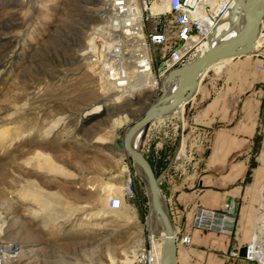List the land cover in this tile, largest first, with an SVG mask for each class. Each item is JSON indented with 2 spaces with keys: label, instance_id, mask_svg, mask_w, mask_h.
<instances>
[{
  "label": "rangeland",
  "instance_id": "obj_1",
  "mask_svg": "<svg viewBox=\"0 0 264 264\" xmlns=\"http://www.w3.org/2000/svg\"><path fill=\"white\" fill-rule=\"evenodd\" d=\"M106 1L0 0V241L19 249L11 258L0 249L7 264H123L147 236L145 185L118 141L161 85L133 93L105 82L86 50L102 39ZM153 76L160 80L157 64ZM177 142L145 133L141 149L157 173ZM48 156L65 173L52 172ZM130 179L135 194L123 209L102 204Z\"/></svg>",
  "mask_w": 264,
  "mask_h": 264
},
{
  "label": "crops",
  "instance_id": "obj_2",
  "mask_svg": "<svg viewBox=\"0 0 264 264\" xmlns=\"http://www.w3.org/2000/svg\"><path fill=\"white\" fill-rule=\"evenodd\" d=\"M156 121L148 136L182 139L162 181L175 223L189 225L198 206L239 218L232 235L193 230L192 243L178 246L177 264H225L256 230L264 233V20L251 52L205 69L194 94Z\"/></svg>",
  "mask_w": 264,
  "mask_h": 264
},
{
  "label": "built area",
  "instance_id": "obj_3",
  "mask_svg": "<svg viewBox=\"0 0 264 264\" xmlns=\"http://www.w3.org/2000/svg\"><path fill=\"white\" fill-rule=\"evenodd\" d=\"M111 6L114 23L130 17L132 22L139 16L138 23H129L134 34L141 31L151 50L150 62L157 64V72L166 78L173 70L186 66L196 60L204 46V42L214 35L223 18L232 19L233 10L238 0H107ZM108 6V5H107ZM137 6L134 13L133 7ZM103 18V17H102ZM137 37V36H136ZM136 37H132L137 39ZM162 48L160 56L157 49ZM208 50V49H207ZM159 87V86H158ZM162 89V85H161ZM132 179L123 195L112 192L107 200V207L121 210L124 197L134 196ZM239 218L235 210L215 209L198 206L194 211L189 225L176 223V241L178 246L192 243L193 230L217 232L232 235L238 228ZM160 236L153 235L149 230L143 247L139 248L123 264H155L159 261L163 243L158 247ZM164 242V239H163ZM246 255H239L240 247L231 251L225 264H236L244 260L250 264H264V233L254 232L245 244ZM0 264H7L0 255Z\"/></svg>",
  "mask_w": 264,
  "mask_h": 264
},
{
  "label": "water",
  "instance_id": "obj_4",
  "mask_svg": "<svg viewBox=\"0 0 264 264\" xmlns=\"http://www.w3.org/2000/svg\"><path fill=\"white\" fill-rule=\"evenodd\" d=\"M243 16L245 25L217 47L209 48L192 63L173 70L167 78L179 77L178 85L171 90L169 85H162L157 96L149 103L143 113L136 117L124 131L122 142L125 151L133 159L139 177L143 180L149 201L147 215L148 230L155 236L164 233L163 258L161 264L170 261L177 264L178 244L176 241L177 227L173 218L169 201L162 190V181L180 155L182 139L178 144L165 168L157 173L152 162L141 147H136L135 138L142 131L141 139L154 121L170 115L178 110L195 92L199 77L205 69L216 62L248 53L253 50L258 39L260 27L264 20V0H238L233 10V20L240 23ZM119 143V141H118ZM239 255L245 257L246 246L240 247Z\"/></svg>",
  "mask_w": 264,
  "mask_h": 264
},
{
  "label": "bare ground",
  "instance_id": "obj_5",
  "mask_svg": "<svg viewBox=\"0 0 264 264\" xmlns=\"http://www.w3.org/2000/svg\"><path fill=\"white\" fill-rule=\"evenodd\" d=\"M133 9H134V13H136L137 6H134ZM139 16L140 15L135 16L136 18H135V21L133 22L130 17H124L122 21L118 20L117 23H114V17L111 11L108 18L106 20L105 18L103 19L105 21V25H104L101 41L97 39V37L93 36L94 38H91L90 44L88 46L89 48L86 50V52L91 53L90 57H92V54L94 55V57L91 58L92 61L100 64L101 70L105 74V82L108 83L111 87L124 88L134 93L135 91L140 90V89H146L149 87L157 88L158 86L165 84V85H169L171 90H173L176 88V86L179 83L178 82L179 77H173L172 79H169L167 77L166 78L162 77L158 81L153 76V69H152V65L150 62L149 48H148L147 42L144 39V35L141 31H139L138 34H134L132 27H129L127 24V22L131 24L138 23ZM245 21L246 19L244 16L242 20L240 21V23L233 20V18L232 19H230L229 17L223 18L217 32L214 35L210 36L204 42L201 55L204 54L207 51V49L211 47H217L219 44H221L222 42H224L231 36L238 33L245 25ZM132 37H136L137 39H135V41L132 42L130 41ZM130 42L133 43V46H135V48L128 47ZM133 60H136V67L132 68ZM100 109L101 108L97 107L95 109L87 111L86 115L90 116L91 113H97L98 110ZM160 119H164V118H160ZM117 122L120 123L121 121L118 120ZM58 125H59V122H56L53 125V128H56ZM141 135H142V131H140L135 138L136 147L142 146L143 140L141 139ZM1 138L2 137L0 136V139ZM118 146L120 149L125 150L122 140H119ZM45 160L49 163L48 166L52 172H59V173L64 172L62 171V168L60 166L52 162V158L50 156L46 157ZM134 172L137 176L140 175V173L137 172L135 165H134ZM128 187H129V181H128ZM111 193H112V190L104 194L101 200L102 204H106V201L108 200ZM117 193L122 195L120 191ZM24 194L27 195L26 192ZM146 194H147V190H146ZM41 195H38V197L42 200L41 204H43V202L46 203L45 199H43V196ZM50 199H52V197ZM49 201L51 202V200ZM42 208L43 207H41V209ZM105 212H106V209H105ZM4 232L5 231L3 229V225H0V237L1 238ZM256 232L258 231L256 230ZM159 236H160V240L159 242H157V245L158 247H161L165 235L164 233H162ZM142 247H143V244H142ZM0 249L7 252L8 257L10 258L17 257L19 254V251H18L19 249L17 245L13 243L8 244V243H4L0 241ZM138 249L139 248L132 250L131 253L134 254ZM163 254L164 253L161 251L160 259L155 264L162 263L161 261L163 258ZM131 255L127 254L124 262L127 261ZM112 262L113 264H116L114 259L112 260ZM166 264H172V263L168 261L166 262Z\"/></svg>",
  "mask_w": 264,
  "mask_h": 264
}]
</instances>
